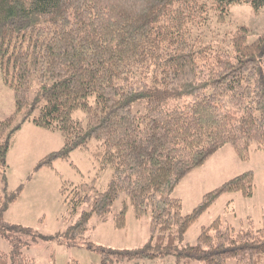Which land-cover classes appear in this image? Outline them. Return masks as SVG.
Instances as JSON below:
<instances>
[{
    "label": "trees",
    "instance_id": "trees-1",
    "mask_svg": "<svg viewBox=\"0 0 264 264\" xmlns=\"http://www.w3.org/2000/svg\"><path fill=\"white\" fill-rule=\"evenodd\" d=\"M242 4L264 8V0H0V68L15 99V112L0 120V231L14 243L0 264H35L21 252L19 236L77 240L92 219L107 222L117 202L115 227L124 229L133 209L136 219L150 218L149 239L132 250L100 248L101 264H264V226L236 229L217 219L194 244L186 242L224 195L253 197V171L205 195L190 214L174 196L223 147L244 160L254 147L264 151V35L249 44L240 27L222 42L205 38L213 16L222 22ZM34 85L42 102L36 116L26 113ZM25 123L64 140L33 175L59 160L76 168L75 151L97 163L90 183L65 181L61 188L74 213L91 205L64 233L39 235L6 221L25 189L10 191L7 176Z\"/></svg>",
    "mask_w": 264,
    "mask_h": 264
},
{
    "label": "rangeland",
    "instance_id": "rangeland-1",
    "mask_svg": "<svg viewBox=\"0 0 264 264\" xmlns=\"http://www.w3.org/2000/svg\"><path fill=\"white\" fill-rule=\"evenodd\" d=\"M208 24V36L205 38H215L218 39L216 42H222L226 37L230 38L231 34L233 35L240 27H245L248 30L247 41L252 44L264 35V8L257 12L248 4L235 5L229 9L228 15L222 22L213 16ZM34 87L28 99L29 106L26 113L30 112V115L36 116L39 114L42 102L38 101V92L35 90L37 86L34 85ZM33 107L36 111L32 109ZM14 112V93L11 87L5 84L0 68V120L6 119ZM46 132L53 143L52 151L61 149L64 144L62 135L59 132ZM19 145L21 146V141L17 143L15 152H18ZM71 159L76 168L63 160H59L55 165L59 176L58 186L54 179L50 182L51 192H45L42 189V183H39V180L36 181L34 187L27 189L28 194L25 195V205L22 208L18 210L21 202L10 206L6 221L24 223L28 225V228L37 231L39 235H55L64 233L76 223L83 212L90 211V204H85L75 213L70 210L64 203L61 188L65 181L76 185L90 183L97 173V163L90 153L84 151H75ZM19 168V165L14 166L11 163L9 166L8 164L7 176L10 173L12 179V186L9 184L10 191H15L16 188L13 185H20V182L13 178V175H17ZM250 171L254 172L253 197L245 198L239 193L224 195L189 230L186 242L194 244L202 229L210 226L217 219L236 229H260L264 226V151H256L255 147L251 149L247 160L241 159L231 146L223 147L203 166L185 178L175 190L174 196L182 200L183 213L190 214L201 204L205 195ZM111 176L112 170L103 174V178L98 182L100 190L106 189ZM117 203L108 216L107 222L97 218L92 219L89 231L77 240L63 239L61 242H47L41 237L34 240L32 236L17 235L26 244L21 247V252L35 264H101L100 248L132 250L144 246L149 239L150 218L147 216L138 220L134 210L130 209L127 213L126 227L117 229L115 217L121 210L120 203ZM41 211L43 212L40 217H30ZM13 250L14 243L5 238L0 231V254L5 253L11 257ZM170 263L174 262L158 260L143 261L140 264Z\"/></svg>",
    "mask_w": 264,
    "mask_h": 264
},
{
    "label": "crops",
    "instance_id": "crops-1",
    "mask_svg": "<svg viewBox=\"0 0 264 264\" xmlns=\"http://www.w3.org/2000/svg\"><path fill=\"white\" fill-rule=\"evenodd\" d=\"M46 130L35 127L31 123H25L21 130L15 135L13 140V146L8 156V164L11 163L14 166L19 165V170L17 175H13L15 181H19L20 185L24 184L25 189L21 196L19 197L17 203H20V208L25 205V195H27V189L34 187V183L38 180L42 183L43 191L51 192L50 182L55 179V184L58 186V171L56 170V163L54 164V169L44 168L38 173L33 175V171L37 163L43 159L49 153H52V141L46 134ZM21 137V140H19ZM21 141V146L19 145L18 152H15L17 143ZM54 150V149H53ZM56 150H54L55 152ZM9 172V171H8ZM47 173V174H46ZM37 175V177H35ZM9 184L12 186V179L9 173L8 176ZM20 185H13L14 188H18ZM15 189V190H16ZM43 211L30 215V217H40ZM27 215V214H26ZM11 224L20 225L23 227H28V225L20 222H9Z\"/></svg>",
    "mask_w": 264,
    "mask_h": 264
}]
</instances>
